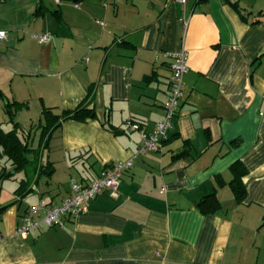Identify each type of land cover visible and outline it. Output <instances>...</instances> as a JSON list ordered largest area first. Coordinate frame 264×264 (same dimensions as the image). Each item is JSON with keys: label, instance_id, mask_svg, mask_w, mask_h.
Here are the masks:
<instances>
[{"label": "crops", "instance_id": "0c3cea01", "mask_svg": "<svg viewBox=\"0 0 264 264\" xmlns=\"http://www.w3.org/2000/svg\"><path fill=\"white\" fill-rule=\"evenodd\" d=\"M0 30V97L58 117L85 100L95 110L61 119L29 172L0 178V264H264V0H0ZM182 49L178 112L160 148L139 152L124 123L162 119ZM118 161L130 164L115 196L16 233L29 205L59 204L70 178L89 183ZM210 193L219 206L203 213Z\"/></svg>", "mask_w": 264, "mask_h": 264}, {"label": "built area", "instance_id": "2783aa9c", "mask_svg": "<svg viewBox=\"0 0 264 264\" xmlns=\"http://www.w3.org/2000/svg\"><path fill=\"white\" fill-rule=\"evenodd\" d=\"M59 3L60 0H54ZM76 3V0H74ZM183 6L186 0H173ZM100 22V21H97ZM6 37V32L0 30V40ZM31 37L39 43L47 41L48 33L32 32ZM169 76V88L163 102L164 115L162 119L155 123L151 131H146L138 122L128 119L124 127L129 131H138L140 135L139 152L146 150H158L161 142L166 139L168 130L171 127V120L177 114L180 99L182 96L183 78L188 71V53L182 49L171 53ZM130 164V161H118L105 166L100 173L89 183H83L74 178H70L69 195L59 204H48L40 199L36 204L29 205L21 217V223L16 233L26 235L32 228L40 223L47 227H63L65 218L75 216L87 210V202L93 199L103 190H108L113 196L117 194L122 172Z\"/></svg>", "mask_w": 264, "mask_h": 264}, {"label": "trees", "instance_id": "16d2710c", "mask_svg": "<svg viewBox=\"0 0 264 264\" xmlns=\"http://www.w3.org/2000/svg\"><path fill=\"white\" fill-rule=\"evenodd\" d=\"M8 104L10 103L8 102ZM43 109L45 113H49L50 117L54 119L53 122H50V120L45 126L46 132H51V127L58 126L61 119L73 118L83 121L86 118H93L95 116L94 108H88L86 100L82 101L74 109L63 111L60 117L51 114L47 108ZM11 119L13 120V118ZM32 150L33 148L30 146V132L28 130L17 128V123L15 121H13V124H11V127L8 129L0 125V178H11L17 172L24 170L28 163L29 152ZM182 154L183 152L174 157H178ZM243 172H245V170L240 171L237 177L235 176V178L231 180L232 190L238 200H242L245 196V186L241 180V173ZM24 185L25 183L21 182L16 190H19ZM198 204L203 213H209L215 211L219 206V201L215 193H210L205 195ZM8 206V204L3 205L0 203V218Z\"/></svg>", "mask_w": 264, "mask_h": 264}, {"label": "rangeland", "instance_id": "374dc122", "mask_svg": "<svg viewBox=\"0 0 264 264\" xmlns=\"http://www.w3.org/2000/svg\"><path fill=\"white\" fill-rule=\"evenodd\" d=\"M6 89H8L7 86ZM6 89L4 91L7 94ZM0 101L4 104V106L6 105L4 108H6L7 111L5 110L4 114L7 116L9 123L13 124V121H15L17 123V128L25 129L30 132V146L33 150L29 152L28 163L25 169L21 171L29 172L39 158L41 144L45 141V126L50 121V114L45 113L44 109H42L43 107L38 103L36 105L28 102V105L25 103L19 105L15 102L8 104L5 100V96H1ZM10 117L13 118V120ZM10 124L3 125V128L8 129Z\"/></svg>", "mask_w": 264, "mask_h": 264}]
</instances>
